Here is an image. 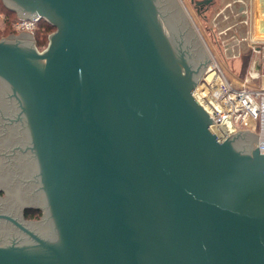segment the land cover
I'll return each instance as SVG.
<instances>
[{"label":"water","instance_id":"1","mask_svg":"<svg viewBox=\"0 0 264 264\" xmlns=\"http://www.w3.org/2000/svg\"><path fill=\"white\" fill-rule=\"evenodd\" d=\"M3 1L56 29L0 39V216L34 239L0 219V264H264L260 133L212 129L178 0Z\"/></svg>","mask_w":264,"mask_h":264},{"label":"rangeland","instance_id":"2","mask_svg":"<svg viewBox=\"0 0 264 264\" xmlns=\"http://www.w3.org/2000/svg\"><path fill=\"white\" fill-rule=\"evenodd\" d=\"M2 2L5 4L3 0ZM178 2L210 61L215 59L232 82L237 85L243 84L249 72L256 66L255 63L261 62L264 58V0H220L219 4L208 12L207 19L200 17L188 0ZM3 19L4 14H0L1 27ZM17 21L14 22L17 31L11 34H20L17 38L27 40H30V35L35 37L37 27L34 32L18 30L15 26ZM204 73L205 70L198 83ZM250 84L258 85L256 81H251ZM252 131L257 132L258 126L252 127ZM0 195L2 197L5 195V189L2 187Z\"/></svg>","mask_w":264,"mask_h":264},{"label":"built area","instance_id":"3","mask_svg":"<svg viewBox=\"0 0 264 264\" xmlns=\"http://www.w3.org/2000/svg\"><path fill=\"white\" fill-rule=\"evenodd\" d=\"M40 19V16L34 19L20 17L15 26L18 30L34 32ZM255 64L245 82L237 85L214 59L208 63L192 94L214 119L211 127L222 139H227L236 130H252L257 125L260 151L264 153V58ZM251 81L258 85H251Z\"/></svg>","mask_w":264,"mask_h":264},{"label":"trees","instance_id":"4","mask_svg":"<svg viewBox=\"0 0 264 264\" xmlns=\"http://www.w3.org/2000/svg\"><path fill=\"white\" fill-rule=\"evenodd\" d=\"M0 14H4V19L1 21L3 26H0V39L4 36L15 33L17 30L14 27V22L20 19L17 11L5 5L0 0ZM56 27L52 25L45 18H41L37 23V29L35 31V41L39 49H43L48 45L49 36L54 32ZM42 214L41 209H27L25 215L27 218H39Z\"/></svg>","mask_w":264,"mask_h":264},{"label":"flooded vegetation","instance_id":"5","mask_svg":"<svg viewBox=\"0 0 264 264\" xmlns=\"http://www.w3.org/2000/svg\"><path fill=\"white\" fill-rule=\"evenodd\" d=\"M188 1L194 7V9L196 10L197 14L200 17H204V18L207 19L208 18V12L209 11H212L219 4V1L220 0H188ZM35 175H37V174H35ZM39 176H40V173H39ZM40 178H41V176H40ZM41 188H42V186H41ZM46 207H47V209H45V207H43L41 205H38L37 203H34L32 201V202H29V203H26V204L23 205V207L21 208L20 215H14L12 212H8V215L14 217L17 220L23 221L24 224H25V226L28 227L29 229H31L33 232L38 233L40 235H45L42 232H40L39 230H35V228L32 229V227H30V223H33V222H35V223H38V222L41 223V221L43 220L44 216L50 215V213L48 211L47 201H46ZM30 208H33V209H41L42 210L41 216L39 218H27L26 215H25V211L27 209H30ZM22 213L24 214V217H25V219L27 221H25L24 219L23 220L21 219ZM0 219H7V221H9L10 223H12L20 231H22L23 233H25L27 235L25 238H27V239L24 241V243H32V242H34V239L29 235V233H27L22 228H20L12 219H10V218H4V217H1V216H0ZM54 226H55V224H54ZM54 236H56V230H55V233H54L53 237ZM9 243H11V242H9Z\"/></svg>","mask_w":264,"mask_h":264}]
</instances>
